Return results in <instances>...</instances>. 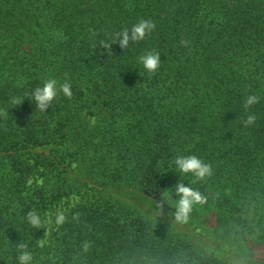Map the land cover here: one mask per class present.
Instances as JSON below:
<instances>
[{
    "label": "trees",
    "instance_id": "obj_1",
    "mask_svg": "<svg viewBox=\"0 0 264 264\" xmlns=\"http://www.w3.org/2000/svg\"><path fill=\"white\" fill-rule=\"evenodd\" d=\"M140 20L155 28L122 50L115 34ZM148 51L161 57L151 75ZM49 78L72 96L41 112L28 97ZM249 94L261 99L246 128ZM178 154L213 168L192 184L207 199L188 218L264 250V0H0V264L25 251L30 264H230L111 194L176 200L193 179L175 172ZM67 200L77 206L40 246Z\"/></svg>",
    "mask_w": 264,
    "mask_h": 264
},
{
    "label": "clouds",
    "instance_id": "obj_2",
    "mask_svg": "<svg viewBox=\"0 0 264 264\" xmlns=\"http://www.w3.org/2000/svg\"><path fill=\"white\" fill-rule=\"evenodd\" d=\"M155 28V24L150 20H140L134 24L130 29H123L119 33L115 34L113 42L118 40L119 46L122 50L130 46V42H140L150 34ZM109 45H106L108 47ZM138 64L142 67V70L148 74H154L160 68L161 57L158 52L148 51L138 57ZM71 83L65 80L63 83L57 79L49 78L45 80L42 85L35 87L31 95L28 97L31 99L36 109L41 112H46L50 105L57 98L58 94H63L64 97L70 98L72 96ZM261 97L257 94H249L243 100V109L247 113L246 118L242 121L244 127L252 126L256 123L257 115L250 113L254 105L260 102ZM11 104L19 105L21 102L17 98L11 99ZM172 165L175 172L180 177H192V182L187 186L183 183H178L175 186V196L177 199L174 201L176 206V218L178 220L187 219L189 213L193 210L194 206L203 205L206 202V197L201 194L198 188L193 187L192 184L196 182L203 183L209 180L213 175V168L210 164L206 163L197 155H182L178 154L172 161ZM167 196L169 193L166 194ZM27 222L33 228H40L42 226L41 218L37 210L33 209L26 214ZM64 222V215L58 214L56 217V223L60 224ZM21 248L24 246L21 245ZM87 249V244L84 245ZM18 264H30L31 255L28 252H21L17 257Z\"/></svg>",
    "mask_w": 264,
    "mask_h": 264
},
{
    "label": "rangeland",
    "instance_id": "obj_3",
    "mask_svg": "<svg viewBox=\"0 0 264 264\" xmlns=\"http://www.w3.org/2000/svg\"><path fill=\"white\" fill-rule=\"evenodd\" d=\"M75 173L72 172V175L77 177ZM111 192L121 203L138 210L141 213L139 214L140 216L145 215L154 223H161L174 229L179 234L186 235L188 239L197 245L200 244L206 252L218 254L227 263L264 264V250L257 249L256 253H248L238 245H230L224 239L206 234L188 217L184 220H178L176 218L175 200L170 196L160 197L135 188L126 187L117 188ZM76 206L75 201L67 200L48 215L47 224L49 225V232L39 244L40 246L49 245L54 241L55 237L53 235L59 225L56 223L57 215L60 213L63 215L68 214Z\"/></svg>",
    "mask_w": 264,
    "mask_h": 264
}]
</instances>
